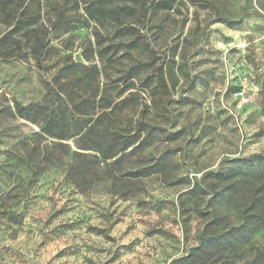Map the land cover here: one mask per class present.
Returning a JSON list of instances; mask_svg holds the SVG:
<instances>
[{
  "label": "rangeland",
  "instance_id": "374dc122",
  "mask_svg": "<svg viewBox=\"0 0 264 264\" xmlns=\"http://www.w3.org/2000/svg\"><path fill=\"white\" fill-rule=\"evenodd\" d=\"M26 1L49 52L0 59V264H175L214 207L221 224L241 223L261 171L232 161L264 156V0H144L126 31L88 6L97 0ZM131 67L130 85L116 81ZM14 101L65 119L66 140L33 135L7 115ZM137 123L152 133L134 154L96 167L82 150L92 125ZM253 241L264 251V231Z\"/></svg>",
  "mask_w": 264,
  "mask_h": 264
},
{
  "label": "trees",
  "instance_id": "16d2710c",
  "mask_svg": "<svg viewBox=\"0 0 264 264\" xmlns=\"http://www.w3.org/2000/svg\"><path fill=\"white\" fill-rule=\"evenodd\" d=\"M106 3L111 5L109 9H106ZM143 5L144 0H97L89 3L88 6H97L102 19L111 20L113 18L119 27L124 26L122 31H126L128 30L125 22L126 18L129 16L137 18ZM11 6H13L12 9H10ZM28 10L29 6L26 0H0V22L7 28L6 33L0 38V59L4 63L30 57L39 64L41 58L49 52L47 43L43 38L41 39V32L34 28L38 22L37 18L31 16ZM90 18L97 23L101 22V19L92 14H90ZM218 21L232 27L236 26V23L223 18ZM33 36L35 40L28 41ZM25 37H27L26 40H24ZM17 38H20V40ZM99 43L97 42V44ZM78 66L83 67L82 65ZM133 68L131 67L123 78H117L116 81H122L125 85H130L128 79H131ZM104 102L105 108H109L108 96L104 98ZM5 110L7 115L12 118L35 124L39 129V131L33 133L35 136H44L56 143L66 140L63 136V130L67 127V124L64 123L65 119L59 123L58 120L52 117L46 118V115L43 117V111L40 108L38 109L37 106L23 107L17 101H14L12 106H8ZM38 113L41 114L39 121L36 120V114ZM148 125L137 123L136 128L125 134L109 129H102L101 132H98L95 131L96 128L92 125L90 128L93 136L92 145L84 147L82 150L96 153V155H93L96 167L113 159L118 161L123 156L134 154V151L145 145L152 133L149 132L150 126ZM56 130L59 133H55ZM141 132L144 133L143 136ZM232 163L238 165L241 171L255 167L261 171L260 176L254 182L255 184H251L250 188L242 192L245 195L244 202L247 205L245 210L247 213H244L245 216L242 222L232 225L221 224L224 222L223 219L227 220V216L214 207L213 213H209L210 220L203 226L204 228L197 236V244L190 248L183 257L176 259L175 264H264V251L256 247L253 241V236L257 231H264V156L252 155L234 160ZM156 170V165H150L138 169L132 174L133 176L148 177ZM208 176L214 181H224L226 178L225 174L221 173H212ZM234 184V189L232 188L231 192L237 189V184ZM254 188L258 189L259 193H256L257 190ZM212 196L213 199H222L226 205L233 202L231 193L227 198L219 193ZM11 212L3 211L1 215L6 216L8 220H12L16 215Z\"/></svg>",
  "mask_w": 264,
  "mask_h": 264
},
{
  "label": "water",
  "instance_id": "95a60500",
  "mask_svg": "<svg viewBox=\"0 0 264 264\" xmlns=\"http://www.w3.org/2000/svg\"><path fill=\"white\" fill-rule=\"evenodd\" d=\"M76 61L80 62L78 59H76Z\"/></svg>",
  "mask_w": 264,
  "mask_h": 264
}]
</instances>
